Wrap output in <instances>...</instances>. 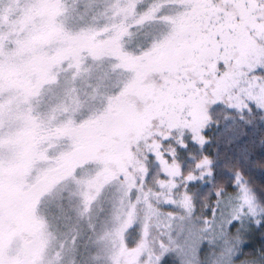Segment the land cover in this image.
Segmentation results:
<instances>
[{
	"label": "snow or ice",
	"instance_id": "1",
	"mask_svg": "<svg viewBox=\"0 0 264 264\" xmlns=\"http://www.w3.org/2000/svg\"><path fill=\"white\" fill-rule=\"evenodd\" d=\"M0 264H264V0H0Z\"/></svg>",
	"mask_w": 264,
	"mask_h": 264
}]
</instances>
